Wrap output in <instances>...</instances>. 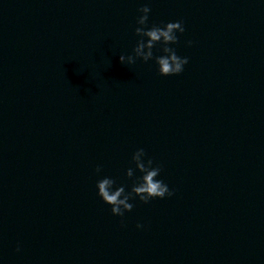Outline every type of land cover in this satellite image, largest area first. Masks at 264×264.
Returning a JSON list of instances; mask_svg holds the SVG:
<instances>
[{"label": "water", "instance_id": "water-1", "mask_svg": "<svg viewBox=\"0 0 264 264\" xmlns=\"http://www.w3.org/2000/svg\"><path fill=\"white\" fill-rule=\"evenodd\" d=\"M144 5L179 76L119 62ZM138 148L174 195L114 217ZM0 264H264V0H0Z\"/></svg>", "mask_w": 264, "mask_h": 264}, {"label": "clouds", "instance_id": "clouds-1", "mask_svg": "<svg viewBox=\"0 0 264 264\" xmlns=\"http://www.w3.org/2000/svg\"><path fill=\"white\" fill-rule=\"evenodd\" d=\"M138 12L140 15L136 20L134 35L139 39L132 54L127 56L121 54L119 62L122 65L132 66L137 60L145 64L153 61L161 77L179 76L188 64V58L178 56L175 47L179 43V36L185 32L183 21L153 24L149 27L150 7L144 5L138 9ZM191 45L192 41L186 42V46ZM154 49L162 54L154 57ZM131 165L134 167H128L124 173L126 179L132 181L129 191H126L124 184H119L116 179L109 176L98 179L95 185L96 195L110 208L114 217L123 218L125 213L131 212L134 205L130 201L134 199L147 205L150 201L170 199L174 195L168 184L159 178L162 172L161 166L154 163L144 148H138L132 154ZM94 172L100 176L103 172L102 166H97ZM136 173L139 175H135ZM136 228L141 230L143 225L138 223Z\"/></svg>", "mask_w": 264, "mask_h": 264}]
</instances>
